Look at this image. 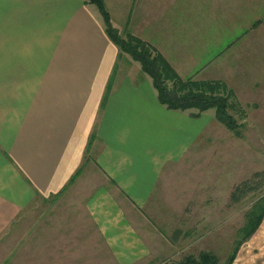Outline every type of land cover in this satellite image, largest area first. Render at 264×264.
Instances as JSON below:
<instances>
[{
    "label": "crops",
    "instance_id": "crops-1",
    "mask_svg": "<svg viewBox=\"0 0 264 264\" xmlns=\"http://www.w3.org/2000/svg\"><path fill=\"white\" fill-rule=\"evenodd\" d=\"M103 2L121 36L149 43L183 79L244 87L232 65L264 46V0ZM203 115L162 105L87 0H0L1 240L67 188L106 241L129 239L126 212L143 208L197 141Z\"/></svg>",
    "mask_w": 264,
    "mask_h": 264
},
{
    "label": "rangeland",
    "instance_id": "rangeland-1",
    "mask_svg": "<svg viewBox=\"0 0 264 264\" xmlns=\"http://www.w3.org/2000/svg\"><path fill=\"white\" fill-rule=\"evenodd\" d=\"M261 37L264 43V33ZM262 46L247 50L244 61L232 65L244 79V87L232 88L244 110L233 115L240 135L208 110L197 141L181 161L164 169L145 206L126 212L133 229L129 239L106 241L81 194L67 188L47 205L25 210L6 230L0 237V264H188L203 251L212 253L217 264H264V217L248 239L237 243L246 212L264 194ZM243 182L245 195L232 201V190Z\"/></svg>",
    "mask_w": 264,
    "mask_h": 264
},
{
    "label": "trees",
    "instance_id": "trees-1",
    "mask_svg": "<svg viewBox=\"0 0 264 264\" xmlns=\"http://www.w3.org/2000/svg\"><path fill=\"white\" fill-rule=\"evenodd\" d=\"M94 4L104 24L105 31L117 45L121 53H128L140 64L141 70L149 75L157 92L158 101L167 109L185 111L190 116L199 117L213 109L212 117L225 126L232 134L239 136L240 128L233 115H243L244 110L237 101L235 93L221 80H196L180 78L164 57L147 42L126 32L121 36L111 24L109 13L103 0H87ZM153 48V49H152ZM259 175V174H256ZM246 182L236 185L231 192L232 201H239L245 195ZM251 189V188H250ZM264 217V194L258 197L246 212L245 225L241 229V240L248 239ZM232 259L230 256L229 260ZM193 261V262H192ZM192 262V263H191ZM217 264L212 253L203 251L188 264Z\"/></svg>",
    "mask_w": 264,
    "mask_h": 264
}]
</instances>
